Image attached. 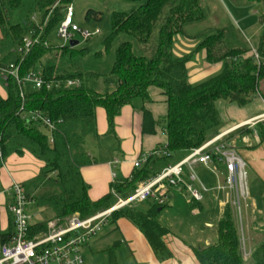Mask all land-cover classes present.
Returning <instances> with one entry per match:
<instances>
[{"label": "trees", "instance_id": "16d2710c", "mask_svg": "<svg viewBox=\"0 0 264 264\" xmlns=\"http://www.w3.org/2000/svg\"><path fill=\"white\" fill-rule=\"evenodd\" d=\"M72 1L0 0V67L11 61L18 66L20 79L30 71L38 72L42 79L41 86L36 88L33 84L20 85L9 74L5 78L7 96H0L2 158L28 152L43 163L39 173L22 184L32 205L52 211L51 217L32 225L34 233L45 232L50 219L63 222L73 215L85 219L111 207L115 202L113 193L128 197L139 181L171 164L169 159L177 155L182 158L184 153L212 138L221 125L218 100L239 106L255 96L264 100V8L258 18L262 25L256 48L261 57L259 63L232 26L202 30L196 34L200 42L193 52L173 56L174 37L207 16L200 0H126L133 3L130 8L110 10V32L99 50L69 44L52 46L47 38L64 17L63 8ZM235 1L264 4V0ZM47 15L50 19L42 26ZM84 18L101 21L102 12L88 9ZM25 36L33 41L20 55L16 47ZM200 50H204L207 63H223V68L217 75L192 85L187 63ZM70 80L77 85L68 86ZM150 86L160 88L166 96L163 128L167 154H149L130 178L115 180L108 193L97 200L90 199L89 185L80 168L92 163L83 145L88 135H97L96 110L104 109L112 132L114 119L125 105L136 99L142 103L149 101ZM23 112L41 113L53 122L54 128L48 131L42 123H26ZM154 125L151 113L143 109L142 132L153 133ZM255 130L263 141L264 123H258ZM236 132L248 134L251 130L242 127ZM196 203L190 207L195 208ZM167 204L150 203L143 209L133 203L114 211L110 218L112 223L119 218L129 220L146 238L156 260L163 262L172 257L164 241L169 229L159 220ZM262 205L264 211V193ZM261 227L263 237L246 261L240 251L233 214L226 206L216 224L215 240L191 247L192 252L199 264H264V216ZM12 234L11 221L10 230L0 234V243ZM115 247L108 249L109 264H118Z\"/></svg>", "mask_w": 264, "mask_h": 264}, {"label": "crops", "instance_id": "0c3cea01", "mask_svg": "<svg viewBox=\"0 0 264 264\" xmlns=\"http://www.w3.org/2000/svg\"><path fill=\"white\" fill-rule=\"evenodd\" d=\"M200 2L206 10L207 16L199 24H207H204V27L200 29H196V31L190 32L186 29L187 27H192L193 24L191 26L188 25L183 33L177 34L173 42L172 52L174 57H181L193 52L200 42V38L196 37V34L202 30L227 26L222 23L223 21L211 18L210 16L213 13L209 10L215 12V7L220 8L219 4L225 7L226 10H229L230 6L228 4H235L236 6L251 5L235 0H200ZM262 7L264 8V6ZM261 11L262 9L259 10L257 7L254 8L253 12L259 18ZM239 21L237 20V25L240 32H242V40L251 50H256L258 37L262 32V25L259 20H257L255 27H250L251 24L242 26ZM240 26L246 31H242ZM252 38L256 41H254L256 46L251 44ZM200 51L201 54L198 51L194 54L197 64L192 61L187 63L188 81L192 85L201 82L199 81L201 79L195 77L198 74L213 67L218 68L219 71L216 70L217 72H220L223 68V63H207L204 50ZM111 89L112 87H109V91ZM148 95L149 101L142 103L141 100L136 99L121 109L114 119L112 132L108 129L104 109L98 108L96 110L97 135H88L83 145L85 151L92 159V163L80 168L82 177L89 185L88 194L90 199L97 200L110 191L113 172L118 180L130 178L135 172V168L132 165L135 159L142 155H149L153 150L166 143L167 138L163 128L164 117L167 114L166 96L160 88L155 86L148 88ZM0 96L2 98L7 96L5 78L1 74ZM216 108L220 116L221 125L215 135L225 133L224 139L232 143L241 157H243L252 182H258V186L264 187V140H259L255 130L258 123H264V120L258 119L264 114V100L260 96H255L244 106H239L226 100H218ZM143 109H147L151 113L155 122L153 133L142 132ZM242 127L251 130V133L240 134L236 132ZM177 157L180 156L177 155L175 158ZM182 158L178 159V161ZM114 160H118V164L115 167L113 165ZM42 166L43 163L28 152H24L22 155L13 153L3 159L0 166V234L7 233L11 225V219L6 209L8 197L2 192L8 190L13 182L22 184L28 182L39 173ZM217 168V174L221 177L222 168L221 166H217ZM193 169L198 178L207 187L212 188L216 184L217 174L206 166L195 164ZM136 203H139L138 205L145 209L150 205V202ZM191 203L193 202H188L185 193L173 190L167 207L159 215L160 222L162 223V220H164L165 223L162 224L169 229V233L164 236V241L172 252V257L163 262L156 260L146 238L129 220L119 218L114 223H111L118 230L117 241L119 245H123L130 252L132 264H199L191 248L197 243H188L181 236H177L173 232L174 230L176 231L174 225L177 221L184 222L183 225L188 234L186 237L196 242L201 239V244L207 245L209 244L207 238L210 236L209 228H215L213 234L211 233V236L214 235L211 241L213 242L216 238L217 221L226 206L223 204L221 195L216 194L212 190L203 194L202 200L196 203L195 208L192 209L190 207ZM88 250H91L90 246Z\"/></svg>", "mask_w": 264, "mask_h": 264}, {"label": "built area", "instance_id": "2783aa9c", "mask_svg": "<svg viewBox=\"0 0 264 264\" xmlns=\"http://www.w3.org/2000/svg\"><path fill=\"white\" fill-rule=\"evenodd\" d=\"M73 17L74 10L70 4L66 6L64 17L56 28L57 36L63 40L62 45L74 40L75 33L88 40L99 32L98 29L93 31L80 29ZM32 19L37 23L36 17ZM36 40L37 38L34 39ZM32 41L29 36L23 37L22 44L16 47V52L20 55L26 52ZM252 53L260 63L261 57L256 50H252ZM17 71L18 66L13 62L0 67V74L4 78L10 74L20 85L33 84L36 88L41 86L42 79L38 72L30 71L20 79ZM67 85H77V82L70 80ZM22 117L26 123L34 121L44 124L48 131L54 128L53 122L39 112H23ZM258 119L264 120V114ZM224 135L225 133H220L213 136L199 147L191 149L181 160L163 167L151 178L139 181L131 195L126 198L117 197V201L108 209L85 219H80L78 215H73L63 222L50 219L47 221L45 232H33L32 216L27 209L30 202L24 187L22 183L13 182L8 190L2 192L8 197L6 209L12 221L13 234L7 241L0 243V264H85L83 251L88 247L90 239L102 230L114 210L136 202L165 205L173 190L185 193L188 202H200L203 194L210 190L221 195L223 204L231 209L237 223L238 234H242V222L249 200L246 164L238 150L224 139ZM49 141L52 142V139ZM150 154L166 155L165 145ZM147 157L148 154L135 159L133 167L140 168ZM2 161L0 150V166ZM117 164L118 160H114V167ZM195 164H202L215 174L218 173L217 166H221L222 176L219 177L217 174L216 184L209 188L198 178L193 169ZM115 180L117 178L113 172L112 182Z\"/></svg>", "mask_w": 264, "mask_h": 264}, {"label": "rangeland", "instance_id": "374dc122", "mask_svg": "<svg viewBox=\"0 0 264 264\" xmlns=\"http://www.w3.org/2000/svg\"><path fill=\"white\" fill-rule=\"evenodd\" d=\"M70 4L73 7L74 10V17L73 20L74 22L78 25V27L82 30H95L98 29L99 32L90 37L88 40H84L83 37L79 33L74 34V40L78 41V47H88L91 51L99 50L101 48V42L102 40L109 34L110 32V10L114 7H117L119 9H128L130 8L133 3H130L129 1L126 0H74L70 2ZM69 4V5H70ZM248 5V4H246ZM229 10H226L225 7H223L221 4H219V7H215V12L213 10H209L213 14H211V18H217L220 21H223L222 23H225L227 26L232 25L235 33L238 35V38H241L242 40V32H240L239 27L237 25V20L241 22L240 24L242 26H248L250 27H255L258 16L254 14V8L263 9L262 6L264 4H251L249 6H236L235 4L229 5ZM88 9H93L95 11H101L102 12V19L101 21H95L94 19L90 20H85L84 16L85 13ZM64 8L61 11V15L64 12ZM50 19V16H46L44 18V21L42 23V26L46 24V22ZM255 24L253 25V23ZM38 24H40V21H37ZM209 23V22H208ZM204 24H193L192 27H187V31H196V29H200L204 27ZM191 26V25H190ZM197 27V28H196ZM241 27V26H240ZM242 31H246L242 27L240 28ZM1 37V36H0ZM48 43L52 46H59L63 44V40L57 36L56 29L51 32V34L48 36ZM252 38L251 39V44L256 46V41ZM198 53L201 54V51H198ZM195 64H197V59L194 56L191 60ZM11 62V61H10ZM215 70V71H214ZM218 70L217 67H213L212 69H208L197 76H195L197 79H201L199 81H205L206 79L217 75L220 72H217ZM219 71V70H218ZM203 79V80H202ZM199 82V83H201ZM231 145L234 147V145L231 143ZM186 153H184L185 155ZM243 158V157H242ZM178 158H171L169 159L171 164L175 163L178 161ZM244 160V159H243ZM246 164V163H245ZM245 173H246V181H247V186L249 190V200L247 202V210H246V215L244 214V220L242 222V228H243V233L238 234L240 238V251L242 254V257L244 260H248L249 254L251 253L252 249L254 246L259 243L263 237V229L261 227L262 225V218L264 216V211H263V205H262V196H263V190L264 187L259 185L258 182H252V180L249 177L246 165H245ZM113 196L115 197V202L117 201V197L115 193H113ZM114 202V203H115ZM133 203H130L127 206H132ZM139 203H136V206ZM114 205V204H113ZM254 205V206H252ZM126 206V207H127ZM143 208V207H142ZM28 212L32 216L31 218V223L35 224L38 223L42 220H46L49 217L52 216V211L49 208H42V207H35L31 203L27 207ZM108 209V208H107ZM121 209V208H120ZM145 209V208H143ZM119 210V209H117ZM103 211V210H102ZM99 211V212H102ZM116 211V210H114ZM113 211V212H114ZM112 212V213H113ZM110 214V216L112 215ZM174 220L175 217H173ZM233 220L234 216H233ZM178 222V223H177ZM175 226L176 231L174 230L173 232L176 233L177 236H181L182 239H185L188 243H197L200 244L202 243L201 239H198L197 242L194 240H190V238H187L188 234L186 233V230L184 228L183 223L184 222H179L177 221ZM112 223V217L109 218L108 222L104 225L102 230L96 235V237L90 239L89 241V246L91 247V250H88V247L83 251L84 259H85V264H109V253L108 249L111 248L113 245H116L115 247V255L116 259L118 261V264H132L131 260V254L128 251L126 247L123 245H117L116 243H119L117 240L118 238V230L115 229V226L111 225ZM162 223H165L164 220H162ZM236 224V229L238 230L237 223ZM178 226V227H177ZM215 228L212 227L211 229L209 228V235L208 236V242L210 243L213 239V236H211V233L213 234V230ZM91 242V243H90ZM212 243V242H211Z\"/></svg>", "mask_w": 264, "mask_h": 264}, {"label": "water", "instance_id": "95a60500", "mask_svg": "<svg viewBox=\"0 0 264 264\" xmlns=\"http://www.w3.org/2000/svg\"><path fill=\"white\" fill-rule=\"evenodd\" d=\"M78 45V41L77 40H71L70 42H69V46L70 47H74V46H77Z\"/></svg>", "mask_w": 264, "mask_h": 264}]
</instances>
